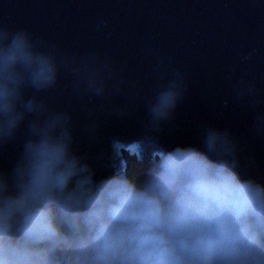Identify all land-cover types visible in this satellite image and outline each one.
I'll return each mask as SVG.
<instances>
[{
  "label": "clouds",
  "instance_id": "9594fccd",
  "mask_svg": "<svg viewBox=\"0 0 264 264\" xmlns=\"http://www.w3.org/2000/svg\"><path fill=\"white\" fill-rule=\"evenodd\" d=\"M123 73L96 51L68 55L26 28L0 26V148L27 121L18 156L0 169V264H264V181L230 129L205 123L199 145L153 149L141 178L99 165L110 174L97 179L98 165L74 147L71 113L38 96L70 75L74 96L99 101L93 117L143 108L132 153L143 163L144 142L158 143L175 121L188 74L160 59L146 90ZM234 91L252 97L253 110L264 102L243 78ZM98 128L95 118L87 125L92 134ZM253 131L264 136V114Z\"/></svg>",
  "mask_w": 264,
  "mask_h": 264
},
{
  "label": "water",
  "instance_id": "95a60500",
  "mask_svg": "<svg viewBox=\"0 0 264 264\" xmlns=\"http://www.w3.org/2000/svg\"><path fill=\"white\" fill-rule=\"evenodd\" d=\"M0 26L26 28L68 55L96 51L111 57L146 90L156 83L157 77L149 74L160 59L169 71H186L188 90L175 121L165 126L158 143L144 142L141 164H148L153 149L199 145L201 125L207 123L231 130L244 148L242 158L255 159L252 175L264 181V136L253 131L264 102L253 110L248 103L252 97L238 99L234 91L243 78L264 100V0H0ZM71 79L62 75L57 88L39 98L54 110L71 113L74 147L98 165L97 179L110 174L99 165L127 172L130 156L136 159L132 153L146 111L122 118L99 111L93 117L99 101L74 96ZM32 91L26 90V98ZM122 101L118 97L115 102ZM94 118L99 128L92 134L87 125ZM26 124L17 140L0 148V169H10L18 156ZM169 127L174 131L169 133Z\"/></svg>",
  "mask_w": 264,
  "mask_h": 264
},
{
  "label": "rangeland",
  "instance_id": "374dc122",
  "mask_svg": "<svg viewBox=\"0 0 264 264\" xmlns=\"http://www.w3.org/2000/svg\"><path fill=\"white\" fill-rule=\"evenodd\" d=\"M136 163L139 167H147L148 164L142 165L141 163H139L136 159H134L132 156H130V161H129V165H128V171H127V175L129 176V178L133 175V171H132V166H130V163ZM145 169V168H144ZM145 171L142 172H138L134 177H132L133 179H138L141 178L143 176V173ZM131 178V179H132Z\"/></svg>",
  "mask_w": 264,
  "mask_h": 264
},
{
  "label": "trees",
  "instance_id": "16d2710c",
  "mask_svg": "<svg viewBox=\"0 0 264 264\" xmlns=\"http://www.w3.org/2000/svg\"><path fill=\"white\" fill-rule=\"evenodd\" d=\"M130 166H132V171H133V175L130 177V178H132V177H134L138 172H142V171H145L146 170V168L147 167H144V168H142V167H139L136 163H130ZM133 179V178H132Z\"/></svg>",
  "mask_w": 264,
  "mask_h": 264
}]
</instances>
